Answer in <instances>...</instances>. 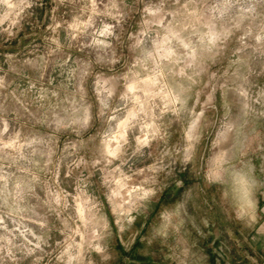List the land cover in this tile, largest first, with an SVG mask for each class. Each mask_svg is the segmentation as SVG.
Here are the masks:
<instances>
[{
	"label": "clouds",
	"instance_id": "9594fccd",
	"mask_svg": "<svg viewBox=\"0 0 264 264\" xmlns=\"http://www.w3.org/2000/svg\"><path fill=\"white\" fill-rule=\"evenodd\" d=\"M137 257L264 264V0H0V264Z\"/></svg>",
	"mask_w": 264,
	"mask_h": 264
},
{
	"label": "crops",
	"instance_id": "0c3cea01",
	"mask_svg": "<svg viewBox=\"0 0 264 264\" xmlns=\"http://www.w3.org/2000/svg\"><path fill=\"white\" fill-rule=\"evenodd\" d=\"M137 247H140V245L137 244ZM133 254H135V249H133ZM137 259L141 261V264H148L144 257H137Z\"/></svg>",
	"mask_w": 264,
	"mask_h": 264
},
{
	"label": "rangeland",
	"instance_id": "374dc122",
	"mask_svg": "<svg viewBox=\"0 0 264 264\" xmlns=\"http://www.w3.org/2000/svg\"><path fill=\"white\" fill-rule=\"evenodd\" d=\"M167 195H168V194L166 193V194H165V197H164L165 199H167Z\"/></svg>",
	"mask_w": 264,
	"mask_h": 264
}]
</instances>
